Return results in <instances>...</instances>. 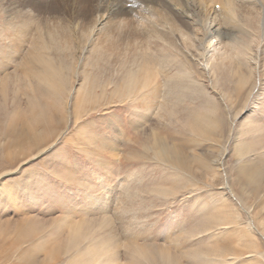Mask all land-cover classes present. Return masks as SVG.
Here are the masks:
<instances>
[{
	"label": "rangeland",
	"instance_id": "rangeland-1",
	"mask_svg": "<svg viewBox=\"0 0 264 264\" xmlns=\"http://www.w3.org/2000/svg\"><path fill=\"white\" fill-rule=\"evenodd\" d=\"M154 1L0 0V264H264V2Z\"/></svg>",
	"mask_w": 264,
	"mask_h": 264
},
{
	"label": "bare ground",
	"instance_id": "bare-ground-1",
	"mask_svg": "<svg viewBox=\"0 0 264 264\" xmlns=\"http://www.w3.org/2000/svg\"><path fill=\"white\" fill-rule=\"evenodd\" d=\"M87 0H84V2H82V3H85ZM107 1H109V0H107ZM119 1H121V2H119ZM119 1H115L114 0V2L115 3H110L109 2V4H110V7H108L107 9H106V11H104L103 13L105 14L104 16H116V17H125V16H127L128 17V15H127V13H130V11L131 12H134L135 14L137 13L138 15L141 13V11H139V8H143V7H149V6H145V5H143V3H144V1H142L143 3H138V2H133L134 3V7L129 11L126 7H124L123 6V0H119ZM184 1H186V2H184ZM192 1H194V2H192ZM196 0H156V1H154V2H169L170 4H173L172 6H171V9H172V14L174 13V15L173 16H184V17H198V13H196L197 11L196 10H199V9H197V6H198V4H201L202 2H207V3H212L213 4V2L215 3V1L217 2V1H220V0H197L198 2H195ZM250 1V2H249ZM78 2V1H77ZM100 2H104V3H107L106 2V0H100ZM175 2V3H174ZM224 2V3H223ZM248 2L252 5V2H254V3H257V2H264V0H222V1H220V3H219V5L221 6V8L223 9V11H227L226 13L227 14H229V11H235L237 14L235 15V16H241V15H245L247 12H243V10H244V7L245 8H247V6H244V5H241L240 3H242V4H245V5H247L248 4ZM233 3H234V6H233ZM138 4V5H137ZM137 6H138V8H137ZM248 6H249V4H248ZM199 7V6H198ZM211 7V6H210ZM239 8V9H238ZM196 9V10H195ZM248 9H249V7H248ZM207 10V9H206ZM209 10V9H208ZM238 10L239 11H241V12H239L238 13ZM255 10V9H254ZM81 11V14L80 15H83V16H88V14L90 13V11L89 10H87V9H81L80 10ZM216 13H217V11L215 10L214 11V9H212L209 13H206L205 15H204V17L205 18H208V19H213V18H215L214 16H216ZM225 14V13H224ZM264 16V15H263ZM192 18V19H193ZM200 18V17H199ZM264 18V17H263ZM84 19V18H83ZM198 26H199V29L201 30V28L203 27V25L201 24V22H198ZM122 27H123V24H122ZM128 27H130V28H133L134 29V27H132L130 24H128ZM204 29H203V31H205V35L207 36V37H211V36H213V33H214V31L216 32V31H218V29H217V24H216V22L215 21H211V22H208L207 24H206V26H204L203 27ZM215 29H217V30H215ZM135 30H137V29H135ZM185 36V35H184ZM183 36V37H184ZM206 39V38H205ZM133 40H135V42L136 43H140L141 42V40L143 41V39L141 38V36H135L134 38H133ZM162 40H164V38H162ZM186 41H188V38L186 39V36L184 37V39H181V44H183L184 46H190L191 45V43L188 41V44H187V42ZM213 41V40H212ZM54 42V41H53ZM65 43H68V45H70L71 47L72 46H74V40H71V39H68V38H65ZM175 42H172L171 40L170 41H167V44H170V45H176V43L174 44ZM46 44H48V43H46ZM208 45H207V47L209 46V48L212 46V42L211 43H207ZM147 45H149V44H144V46H145V48L146 49H149V47L147 46ZM98 46H100V48H104V46H102L101 45V43H100V41L98 42ZM173 47H175V46H173ZM106 49V48H105ZM106 51V50H105ZM215 55H217V53H215V52H213V54H212V57H214ZM149 56V55H148ZM146 57V59H148V57L147 56H145ZM142 58H143V56H142ZM33 61V60H32ZM36 61V60H35ZM39 61V62H38ZM42 61H44L43 60V58H39V59H37V61L36 62H38V63H42V65L45 63V61H44V63L42 62ZM152 62H150V59H148L147 61H146V63L144 64V65H142V66H145V67H142V70H140V69H138L137 71H135V72H129V73H127L126 75H125V77L127 78H124L123 80H122V82L121 83H123V86H124V88H121V90H123V89H126L127 91H128V93L129 94H131L132 93V91H131V89H132V84H134V83H137V80H136V78L135 77H137V76H139L140 74H142V78H143V80H141V83L140 84H138V85H140V86H142V90L144 89H147V88H149L150 86H152L154 83H156L157 81H158V77H157V73L155 72V70L153 69V68H151L150 67V64H151ZM163 65V64H162ZM188 67V66H187ZM139 68H141V66L139 67ZM151 68V69H150ZM206 69H208V66L206 67ZM142 72V73H141ZM47 73H49V72H47ZM49 75H51V74H49ZM45 82H47L46 84H45V87L44 88H39L38 86H40L39 84H38V88H36L37 90V92H35L36 94H38V93H42V92H45V93H47V94H43V95H50L51 93H49L52 89H54L55 88V86L57 85V84H51L50 82H52L53 83V81H50V80H47V81H45ZM49 82V83H48ZM62 82H64V80L63 81H61V83ZM137 85V86H138ZM44 86V85H43ZM43 89V90H42ZM140 89V88H139ZM93 90V89H92ZM126 91V92H127ZM79 92V98L81 97V92L82 91H78ZM157 92V91H156ZM97 92L96 91H91V92H89L88 94H90L89 95V100L96 94ZM41 95V94H40ZM42 95V96H43ZM127 95V94H126ZM97 96V95H96ZM166 98V97H165ZM165 98H164V100H165ZM94 99H95V97H94ZM80 100H84V98L83 97H81L80 98ZM163 108V107H162ZM166 107H164V109H165ZM76 115V114H75ZM29 126V124H28V122H27V124H26V126H22V130H21V132L20 133H18L16 130H14L13 132H12V134L15 136V138H16V143H17V145H19L20 146V148H21V150L22 151H25V148L26 147H30V148H34V149H38L39 147H41L42 146V142L44 141V137L43 136H39L38 134H36V132L38 131V129H39V125L37 124V125H35V126H30V127H28ZM108 137V135L106 136V137H104L103 139H102V141H101V144H104V145H106L107 144V142H106V138ZM114 138H116V141L118 142L121 138H118V137H114ZM47 139V138H46ZM136 142V141H135ZM94 143V142H93ZM93 143L91 144V145H93ZM97 145V144H96ZM108 145V144H107ZM141 146V145H140ZM104 147V146H103ZM157 147L159 148V149H162L161 150V152H156L155 153V157L156 158H158L159 160H164V161H167L169 158H165L166 156V154H167V152H164V150H163V147H167L166 146V144H165V138H163L158 144H157ZM86 148V147H85ZM87 148H89V147H87ZM86 148V149H87ZM149 149V146H146V150H148ZM153 152H155V150H153ZM174 159V158H173ZM176 160H179L180 158H175ZM170 160H171V158H170ZM103 250H104V252H106V253H108L109 252V250L106 248H103ZM102 250V251H103Z\"/></svg>",
	"mask_w": 264,
	"mask_h": 264
}]
</instances>
